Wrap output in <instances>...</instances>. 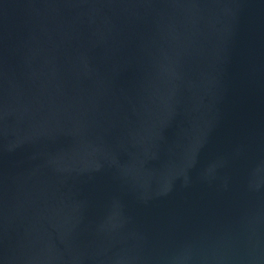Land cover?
<instances>
[{
    "label": "water",
    "instance_id": "water-1",
    "mask_svg": "<svg viewBox=\"0 0 264 264\" xmlns=\"http://www.w3.org/2000/svg\"><path fill=\"white\" fill-rule=\"evenodd\" d=\"M0 264H264V0H0Z\"/></svg>",
    "mask_w": 264,
    "mask_h": 264
}]
</instances>
